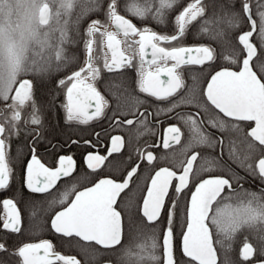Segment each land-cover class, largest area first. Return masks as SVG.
Instances as JSON below:
<instances>
[{"label":"snow or ice","instance_id":"obj_1","mask_svg":"<svg viewBox=\"0 0 264 264\" xmlns=\"http://www.w3.org/2000/svg\"><path fill=\"white\" fill-rule=\"evenodd\" d=\"M97 13L105 19H89L81 33V21ZM169 14L171 34L128 18L164 25ZM109 25L115 30L108 31ZM194 26L209 42L184 45ZM76 43L83 44V61L53 78L73 63L67 49ZM105 47L110 60L94 55ZM186 68L207 74L206 87L200 75L186 80ZM128 69L136 72L132 84ZM105 73L116 112L164 102L155 113L139 115L178 119L189 134L181 149L187 158L176 161L173 154V168L154 169L142 202L126 193L136 164L120 182L102 178L78 192L73 185L45 206L28 194L50 193L72 175L75 162L61 156L58 167L49 168L37 158L36 145L47 138L42 117L57 108L58 90L65 97L59 108L66 124L105 117L109 101L97 83ZM48 83L54 85L51 98L40 103L37 91ZM243 122H250L247 128ZM137 123L146 127L143 120ZM167 133L176 144L184 136L180 126L170 125L165 149L172 146ZM21 135L32 137L31 159L20 192L0 200V264H81L76 256L57 253L47 239L9 242L24 236L36 211L41 230L47 226L66 243L84 242L79 246L85 253L104 257L101 264H264V184L259 191L245 187L250 178L264 182V0H0V193L15 182L11 143ZM111 145L109 156L123 147L122 137H112ZM200 147L212 152L203 155ZM138 158L149 165L156 159L152 152ZM106 159L89 153L87 168L95 172ZM186 189L190 198L177 241ZM56 204L64 207L53 211Z\"/></svg>","mask_w":264,"mask_h":264},{"label":"flooded vegetation","instance_id":"obj_2","mask_svg":"<svg viewBox=\"0 0 264 264\" xmlns=\"http://www.w3.org/2000/svg\"><path fill=\"white\" fill-rule=\"evenodd\" d=\"M131 3V0H129ZM101 20H104V15L98 17ZM132 19V22L137 26H141L144 23H147L157 32L168 33L172 32L171 19L166 22L164 25L156 24L155 22L148 21L142 22L140 20ZM79 24V29L81 33L87 27H83ZM108 31H114L112 25L108 26ZM103 31V29H102ZM79 41V38H76ZM118 39L123 40V37L120 36ZM133 39H138L135 37ZM199 41L193 39L186 35L183 43L186 46H191L196 44ZM209 42V41H202ZM121 48H126V45L121 44ZM72 50V52H70ZM150 52V50H149ZM127 55H131L130 52H126ZM67 55L69 57H74L73 63L69 66L67 70L61 71L59 73H54L53 78L63 77L66 74H69L71 69L77 64H80L84 59V49L82 43H76L68 47ZM94 55H99L101 57L106 56L109 60L111 59V53L105 47L103 52L97 49V52ZM147 59H151L150 55ZM138 62V60L136 61ZM236 66H233L235 69ZM127 82L132 84L136 80L135 69L127 70ZM193 75H200V85L201 87H206L207 74H198L192 69H185V79L189 82ZM109 74L105 73L101 81H98V87L101 89L102 94L105 95V98L109 101V106L106 108V116L98 120L94 119L88 124H66L64 122V112L59 108V104L64 102V93L62 90H58L56 95L58 96L57 108L60 116L55 118V120H48L46 117H43L45 128L47 129V138L40 141L36 145V155L37 158L43 163L46 167L55 168L58 167V160L61 156H72L75 166L74 171L71 176L61 178L54 189L50 193L46 194H28L29 196H35V199L39 202H42L47 206L52 200H59L61 194L70 189L73 185L76 186V191H82L85 187H90L98 179L102 178H111L120 182L123 178L126 177L128 171L139 164V170L136 175L133 177L130 182L129 189L126 190L128 197L134 198L137 202H142L141 197L146 195V187L150 183V176L154 175V169L158 170L160 167H170L173 168V154H175V160L179 161L180 159H186L187 157L181 155V149L188 139V130L184 125L175 117L169 118L167 115L161 113L158 116H140L139 113L145 112L146 109L149 112L155 113L158 107H165L164 102H154L151 106L145 104L137 110V108L127 105L120 109L119 112H116L117 107L116 99L109 92L107 79ZM51 85V86H50ZM54 89V85L51 83L47 84V87L40 88L37 91V100L40 103H44L45 100L50 99L49 92ZM113 91H116L113 88ZM143 98V94H140ZM151 99V98H148ZM46 100V101H47ZM187 112L190 109H183ZM115 116V119L113 117ZM125 120H133L132 125L123 123ZM144 121V125L137 123V121ZM119 121V123H117ZM57 124L60 128V133L54 135L53 125ZM250 122H243V127L247 128ZM180 126L184 136L181 139L179 144L171 141L170 133H167L170 143L172 146L168 149L163 147V138L166 135V129L170 125ZM120 136L123 139V147L118 152H113L110 156L108 151L111 148V139L112 137ZM75 140L77 143H72ZM88 141L90 143H85ZM32 145V137L28 135H21L19 137H14L11 143V166L15 171V182L12 185V189L8 192L0 193V200L5 198L12 197L14 194H18L23 187L22 181L25 176L26 165L31 159L30 147ZM203 155H208L212 152L211 149L207 147H200L197 149ZM152 152L156 159L151 165H149L146 159L141 160L138 158L139 153ZM227 152V149H225ZM91 153L93 155L99 154L107 156V159L104 161V164L98 168L97 171L93 172L87 168L86 156ZM227 159V156H225ZM199 163V162H198ZM235 167V165H233ZM178 172L180 169H174ZM199 179V176L195 177ZM175 183V182H174ZM262 184L259 180L249 179L245 187L249 190L259 191ZM191 188V185L189 186ZM194 190V188H192ZM26 191V190H25ZM186 195H183L180 202V215L178 222L176 224L177 231V241L180 240V232L184 229L180 227L184 222V205L187 200L190 198V192L188 189L185 190ZM122 197H125V193H121ZM18 198V196H17ZM74 198V194L69 197L68 202ZM127 199V197H125ZM119 202V201H118ZM64 207V205L56 204L53 206V211L58 210ZM123 207V205H121ZM3 207L0 205V216H3ZM41 213L36 211V214L33 218L32 225L29 226L26 230L24 236H13L10 243L25 241V242H40L41 240L47 239L54 244V250L62 255L66 256H76L77 259L81 260V264H101V261L104 257L93 258L90 254L84 252V250L79 246L84 242L79 243H66L64 240L59 237L57 234L48 230L47 226L41 228L38 226V221L40 219ZM162 227V226H161ZM157 235H159L160 228L156 229ZM2 235V233H0ZM239 245L237 244L236 248L238 251Z\"/></svg>","mask_w":264,"mask_h":264},{"label":"trees","instance_id":"obj_3","mask_svg":"<svg viewBox=\"0 0 264 264\" xmlns=\"http://www.w3.org/2000/svg\"><path fill=\"white\" fill-rule=\"evenodd\" d=\"M131 2H136V0H131ZM184 2H185V0H181V3H184ZM102 15H103L102 13H97L95 16L88 17L87 19L82 20L81 23H80V25L83 26V27H85V26H87V23H88L89 19L98 18V17H100ZM170 19H171V14H169L168 21ZM187 36H189V37H191L193 39H196V41H199V42L207 41V38L206 37H200V36L197 35V28L195 26L190 30V32L187 34ZM76 38H79V37L77 36ZM70 52H72V50H70ZM59 116H60V114H59L58 110L52 109L50 111H47L46 110V114L43 117H46V119H48V120H55V118H57ZM53 127H54L53 128L54 135L59 134L60 133V128H59V126L57 124H55V122H54Z\"/></svg>","mask_w":264,"mask_h":264}]
</instances>
